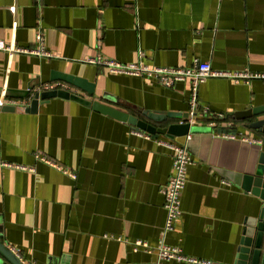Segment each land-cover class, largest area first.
<instances>
[{
	"label": "crops",
	"instance_id": "0c3cea01",
	"mask_svg": "<svg viewBox=\"0 0 264 264\" xmlns=\"http://www.w3.org/2000/svg\"><path fill=\"white\" fill-rule=\"evenodd\" d=\"M38 30L51 56L0 50V161L12 164H0V240L31 264H155L156 252L135 250L132 241L156 245L164 228L162 188L173 170V151L156 139L169 137L147 136L63 97L28 108L35 93L45 91H38L42 84L62 81L72 92L140 117L142 110L185 114L190 79L170 87L90 59L171 67H191L199 59L214 69L257 75L213 76L199 85L201 105L224 114L218 127L227 131L219 134L201 120L189 136L170 138L186 142L194 161L182 212L165 238L187 256L238 264L247 222H259L264 207L260 196L242 187L264 150V134L246 126L252 119L233 115L264 105V0H0V39L37 48ZM62 74L86 78L94 92Z\"/></svg>",
	"mask_w": 264,
	"mask_h": 264
},
{
	"label": "built area",
	"instance_id": "2783aa9c",
	"mask_svg": "<svg viewBox=\"0 0 264 264\" xmlns=\"http://www.w3.org/2000/svg\"><path fill=\"white\" fill-rule=\"evenodd\" d=\"M37 39L39 45L37 48L31 49H22L7 44L4 40L0 39V50L7 51H26L34 53L40 56H51L49 50L44 46V37L42 30H38ZM92 63H98L106 65L110 70L120 73L136 74V75H148L158 79L162 84L166 86H174L177 82L190 79L191 81V97H190V109L189 115L185 119L190 123H197L201 120H206L212 127H218L221 124V121L224 120V114H215L213 115L209 108L202 106L198 98L199 85L204 82L208 77L213 76H228L234 78H244L250 76H256L254 74H249L247 72H228L226 70L214 69L210 62L202 61L195 59L191 67H171V66H149L141 62L139 63H129L124 64L113 59H103L102 57L90 59ZM259 75V74H258ZM68 84L62 81H49L38 89L40 90H53V89H69ZM3 101V98L0 96V103ZM184 120V121H185ZM183 122V121H182ZM139 132H142L138 130ZM147 136H150V133L145 132ZM218 133V132H217ZM221 134V133H219ZM234 138L235 135L224 134ZM189 136V134H188ZM245 139H248L245 137ZM254 141L260 139H253ZM156 141L159 144L168 146L173 151V170L169 176L167 182L162 188V192L165 196V208H166V220L165 225L162 230L161 236L156 245L150 244L147 240L143 239H134L132 241L133 248L135 250L143 248L146 251H155L157 254V259L155 264H162L163 260L168 259H177L189 262H196L199 264H217L211 261L198 259L195 257L187 256L183 254L182 251L174 246L169 245L166 242V234L168 231L174 228L176 220L179 218L182 209H181V196L185 188L187 181V172L188 166L193 163L194 158L186 142H178L174 139H162L157 138ZM42 160L50 164L51 166L63 170L64 172L69 173L72 177H76L74 171L65 168L57 161L48 158L45 155L37 154ZM1 165H12L10 162L0 161ZM16 166L24 169H32V167L16 164ZM22 260L17 249H12ZM25 264H31L23 260Z\"/></svg>",
	"mask_w": 264,
	"mask_h": 264
},
{
	"label": "water",
	"instance_id": "95a60500",
	"mask_svg": "<svg viewBox=\"0 0 264 264\" xmlns=\"http://www.w3.org/2000/svg\"><path fill=\"white\" fill-rule=\"evenodd\" d=\"M59 78L84 88L89 92H94V84L88 81L86 78L69 74L59 75ZM57 96L78 101L85 106L91 107L97 112L110 115L124 122H128L134 129L150 133L153 137H158L161 134L166 135L169 138L188 135L193 127V123L185 120L189 113L182 114L180 112L142 110V114L147 119L155 120L161 124H164V126H157L149 122L143 117V115L140 117L139 115H135L126 110L106 104L100 100H90L80 94H77L76 92H72L69 89H53L45 90L41 93L36 92L34 98L32 99L31 106L28 109L36 111L40 102L45 99ZM233 115L237 119H252L250 122L246 123V126L248 128L258 130L260 133L264 134V105L234 112ZM183 117H186L182 120L183 122L179 121L167 124L169 118ZM214 130L218 133L227 131L226 129L219 127H215ZM260 142L264 144V140ZM243 177V189L260 196L264 200V150L259 153L257 164L254 170L250 173H246ZM244 234L245 235L240 248L241 253L238 264H248V258L250 254H252L251 264H260L261 247L264 235V207L262 208L259 222L250 219L247 222V228L245 229ZM0 264H25V262L11 248H9L3 241L0 240Z\"/></svg>",
	"mask_w": 264,
	"mask_h": 264
}]
</instances>
